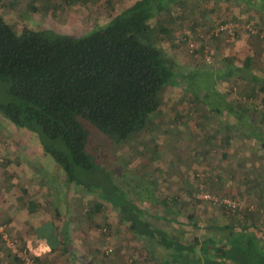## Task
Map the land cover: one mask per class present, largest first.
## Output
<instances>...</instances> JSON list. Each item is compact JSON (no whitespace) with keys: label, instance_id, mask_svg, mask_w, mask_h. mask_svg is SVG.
Wrapping results in <instances>:
<instances>
[{"label":"rangeland","instance_id":"obj_1","mask_svg":"<svg viewBox=\"0 0 264 264\" xmlns=\"http://www.w3.org/2000/svg\"><path fill=\"white\" fill-rule=\"evenodd\" d=\"M135 1L0 0V14L4 15L18 32L24 28L33 30L49 28L61 34L84 36L108 23L112 17ZM242 1L186 0L182 5L186 8L173 5L168 10V6L161 13L159 11L154 15L153 27L156 30L153 31L158 32L161 26H167L169 30V32H162L159 46L168 55V64L173 66L172 77L159 92L160 111L150 115L145 129L132 133L126 141L121 143L111 141L95 126L82 120L84 127L90 133L89 150L92 151L90 152L94 162L93 169L80 168L76 171L77 176L79 175L84 181L83 188L79 187L83 192L77 197L79 202H86L83 208L84 213L90 212L91 206L88 202H94L88 196L89 191L96 196L106 193V196L114 202H133L138 205L146 211L148 219L187 242L194 240L196 236L204 238L211 234L215 235L216 228L220 226L223 219L222 213L219 214L218 211L232 216L211 202H209L210 206L216 210L214 208L208 210L203 207L205 200L196 198L198 185L202 183L203 178H206L208 173L216 176L218 168L209 169L202 164L199 167L195 166L192 174L193 181L188 185L190 189L188 192L187 188H181L180 183L176 185L175 182L178 180L181 182L184 179L180 174L190 167L193 155L198 153L197 159H199L205 155L203 154L205 152L211 155L215 153V148L204 142V126L199 121L196 123L197 116L201 119L204 108L194 107L201 104L203 99L212 100L218 107L222 97L215 88L228 89L229 96L230 92H233L230 99L241 100L243 104L252 106L258 119L264 118V91H260V85L242 76L224 75L229 69V60H234L238 66L250 64L254 74L264 79V11L261 14L254 13L257 8L244 5ZM229 23L230 29L217 37H208L209 32L219 24ZM207 56L212 58V63L207 64ZM226 58L230 59L222 66ZM9 86L10 83L7 80L0 79L1 101L10 100ZM204 90H209L207 96H204ZM197 94H200L198 97L201 96V99L193 97ZM214 118L216 117L211 113L210 119ZM0 122L13 129L18 128L1 112ZM6 125L0 130H6ZM206 129L209 130V127ZM18 130L21 137L33 138L29 145L33 151L41 147L38 133L22 127ZM256 152L264 155V150L261 148ZM13 157L14 154L9 152L5 160L11 162L14 160ZM47 159L50 162L45 164L44 170L38 171V175L45 176L54 189L60 184L59 181L68 175L52 156L48 155ZM213 161L216 160L213 159ZM57 178H59L58 181ZM3 184L5 183L0 182V194L5 197L4 201H11L12 197L16 199V193L12 196L7 190L5 191L10 187L9 185H7L9 187L4 186L2 190ZM214 192L212 193L220 194L217 190ZM32 194L31 191L30 196ZM186 194H189L191 202L180 200L168 202L170 197L175 198L179 195L181 197L178 199H180L185 198ZM154 197L156 201H166L168 205L175 204L179 214L169 212L167 215L181 222L167 221L164 217L159 218L160 214H165V209L156 201V203L148 201L149 199L153 201ZM97 200L101 202V209L93 211V218L96 215L98 218L93 230L90 231L94 234L93 258L96 256L99 264H162L160 260L151 259L148 250L142 246L140 240L134 238L132 234L128 235L129 228L112 205L107 203L110 200L103 196L97 197ZM198 203L199 205H196ZM262 209L264 212V207ZM256 210L255 206V210L247 211L252 214L251 216L257 215L258 224H262L260 220L263 218L258 220ZM209 211L213 218L206 220ZM184 213L196 219L195 226L193 224L189 228L186 227L185 221L188 217ZM235 215L239 216V213ZM0 221L3 219L0 218ZM116 221L119 226H116ZM258 224L259 228L253 230L254 237L260 239L259 243H262L264 247V226ZM260 226H263V229ZM66 233H63L64 241H66ZM77 241L81 247H84L88 239L79 237ZM40 262L45 263L41 259ZM0 264H20L1 240ZM73 264L78 262L74 261Z\"/></svg>","mask_w":264,"mask_h":264},{"label":"trees","instance_id":"obj_2","mask_svg":"<svg viewBox=\"0 0 264 264\" xmlns=\"http://www.w3.org/2000/svg\"><path fill=\"white\" fill-rule=\"evenodd\" d=\"M185 1L136 0L84 36L61 34L49 28H24L18 32L0 14V79L10 83V100H0V112L18 128L38 133L44 152L65 169L70 183L83 188L84 181L76 171L91 170L94 162L89 150L90 133L82 120L117 143L147 127L150 115L160 108L159 92L173 74L169 57L159 46L162 32L169 30L161 26L156 35L154 15L168 6V10L173 5L186 8L182 6ZM242 4L255 6L254 13L264 11V0H243ZM229 62L224 75L245 77L264 91V79L254 74L250 64ZM208 91L204 90V96ZM199 95L194 97L201 99ZM202 102L217 108L212 100ZM226 104L220 99L217 111L226 109ZM262 141L264 148V136ZM100 196L110 200L153 261L264 264V247L254 238L253 230L258 226L252 223V214L247 210L233 217L236 223L217 227L215 235L196 236L187 242L153 223L145 217L146 211L133 202H114L106 193L97 197ZM158 203H163L165 214H169V205ZM34 256L40 261V256Z\"/></svg>","mask_w":264,"mask_h":264},{"label":"crops","instance_id":"obj_3","mask_svg":"<svg viewBox=\"0 0 264 264\" xmlns=\"http://www.w3.org/2000/svg\"><path fill=\"white\" fill-rule=\"evenodd\" d=\"M215 90L221 94L223 100L227 101L226 109L219 112L217 111L218 107L213 108L204 102L194 106L196 109L204 108L201 119L200 116H197L196 123L199 121L204 126V142L214 147L215 153L211 155L205 152L203 153L205 155L199 159H197L198 153L193 155L190 167H187L180 174L184 179L181 182L178 180L175 184L180 183L181 188H187L188 192L190 190L188 185L193 181L192 174L195 166L199 167L202 164L203 167L209 169L218 168L216 176H211L208 173L209 176L207 174V177L203 178L207 189L211 192L217 190L222 196H233L252 203L257 208L258 220L263 218L260 220L262 224H258L257 215L251 216L252 223L264 226V212L263 209L261 210L264 207V155L256 152L260 148L264 150L262 141L264 118L258 119L252 106L243 104L241 100H233L232 98L231 100L230 96L233 95V92H230L229 96L228 89L215 88ZM211 113L216 118L210 119ZM5 125L0 122L1 129ZM6 126V130H0V153L3 152L0 155V182L5 183L1 187L2 190L4 186H10L5 191L7 190L12 196L16 193L17 198L12 197L11 201L5 202V197L0 194V218L8 223L9 230L14 236H17L23 244L27 245L35 255L40 256L39 258L47 264H73L74 261L78 264H99L98 258L96 259V256L93 258L94 234L91 233L98 218V215L93 218V211L96 212L101 209V202H98L97 196L91 192L89 195L84 192L94 201L88 202L93 210L90 208L89 213H84L83 208L86 202H79L77 199L83 191L75 184L70 183L67 176H64L59 181L60 184L53 189L45 176L40 177L38 175V171L44 170L45 164L50 162L47 159L49 154L44 152L42 145L40 144L41 147L37 151H33L32 147L29 146L33 141L32 137H21L18 128L13 129L9 125ZM208 127L209 130L206 129ZM9 152L14 154V160L11 162L5 160ZM180 156H182L181 153ZM4 160L5 162H3ZM31 191L32 196H30ZM186 195L185 198L180 199H178L181 197L179 195L175 198L170 197L168 202H178V200L191 202L192 199H190L189 194ZM33 196L35 197L33 198ZM148 201L155 203L156 198L154 197L153 201L151 199ZM159 205L164 207L163 203H159ZM169 207L171 214H178L179 209L175 207V204H171ZM203 207L208 210L214 208L210 206L209 201H205ZM214 209L216 210V208ZM218 213L223 215L220 226L226 227V225L236 223L233 217L237 215L229 216L220 211ZM184 214L188 217L185 224L189 228L196 219L187 213ZM160 215L159 218L164 217L167 221L181 222V220L175 219L173 215H170L174 218L171 220L167 214ZM206 217V220L213 218L210 211ZM116 226H119L117 221ZM263 226L260 228L263 229ZM115 229L117 228L115 227ZM227 231L226 229L225 232L227 233ZM62 232H67L66 241L63 239ZM130 234L128 231V235ZM79 237L88 239L84 243V247L79 245L77 241ZM256 239L260 241V239ZM88 246L90 247L88 248ZM260 246L263 244L260 243Z\"/></svg>","mask_w":264,"mask_h":264},{"label":"built area","instance_id":"obj_4","mask_svg":"<svg viewBox=\"0 0 264 264\" xmlns=\"http://www.w3.org/2000/svg\"><path fill=\"white\" fill-rule=\"evenodd\" d=\"M229 24H219L214 30L209 32L208 37L211 38L214 35H219L223 31L230 29ZM212 58L210 56L206 57L207 64L212 63ZM196 198L199 200H205L211 202L213 205L223 209L226 213L236 214L242 210L253 211L255 210V205L248 203L239 198L232 196H222L212 193L206 189L204 182L198 185ZM0 239L10 253L18 259L21 264H42L31 250L22 244V242L13 236L9 230L8 224L0 221Z\"/></svg>","mask_w":264,"mask_h":264}]
</instances>
